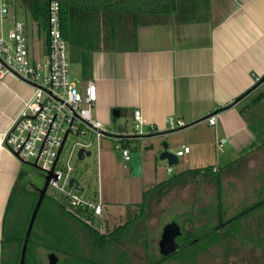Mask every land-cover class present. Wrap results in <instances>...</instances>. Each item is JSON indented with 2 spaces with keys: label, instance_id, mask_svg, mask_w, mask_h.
I'll use <instances>...</instances> for the list:
<instances>
[{
  "label": "crops",
  "instance_id": "crops-1",
  "mask_svg": "<svg viewBox=\"0 0 264 264\" xmlns=\"http://www.w3.org/2000/svg\"><path fill=\"white\" fill-rule=\"evenodd\" d=\"M24 9L16 10L10 6V26L15 20L22 19L27 28L31 56L34 60H42L48 51L47 36L42 37L45 31ZM69 54L71 66L80 76V82L73 79L74 82L80 88L89 79L96 83L97 101L93 114L105 127L113 126L112 120L116 118L113 116L114 109H119L120 116L123 115L126 122H130L134 109L140 108L147 133L142 138L144 147L150 146L158 138H165L168 148H173L175 153L183 145L191 146L189 153L178 156L179 161L175 166L181 165L182 169L162 180L174 179L169 191L157 193L149 189L145 215L129 226L130 232L125 235L126 240L118 242L115 254H125V250L119 251L120 245L125 247L132 244L130 242L135 237H145L144 234H135L138 226L147 228L149 200L152 197L163 196L175 186H186L190 182L198 184L201 180H207L216 183L211 178L213 175L234 172L239 163L264 152V96L257 99L264 92V81L258 83L264 77V0H210L208 12L197 16L196 20L178 21L176 16L171 15L162 21L146 22L139 27L138 45L134 50H97L83 56L69 46ZM87 57L90 59L89 68L83 73V59ZM250 89L242 99L235 101ZM33 93V86L13 74L0 78V264L7 203L18 174L23 170L17 157L5 146L4 135ZM213 114L216 121L210 124L208 117ZM171 118L174 121L183 120L185 124L177 129L172 128ZM152 125L154 130H151ZM119 131L120 128L114 132ZM151 134L158 136H149ZM220 139L227 141L219 145ZM110 146L113 147L112 142ZM142 159L141 175L145 173V163L152 165L155 172L157 166L163 164L158 155L149 150L144 152ZM207 167L212 169L208 172L210 175H205L202 170ZM188 170H201V174L185 173ZM262 171L257 178L259 187L250 190L248 196L252 197V201L244 210L261 201L263 208L264 168ZM217 189H223L222 185ZM254 197L260 200H254ZM218 202L219 224L225 215V206L222 200ZM260 207L257 205L252 210ZM41 209L39 226L32 241L34 245L47 247L45 238L52 229L50 224L54 215L55 228L61 217L78 227L85 238L83 223L67 214L56 199H46ZM244 210L233 213L226 223L234 221ZM197 212V215L194 212L193 223L202 222L201 214ZM104 218L107 227L114 216ZM167 219L163 228L173 221L185 228L176 216ZM200 226L197 224L196 227Z\"/></svg>",
  "mask_w": 264,
  "mask_h": 264
},
{
  "label": "rangeland",
  "instance_id": "rangeland-1",
  "mask_svg": "<svg viewBox=\"0 0 264 264\" xmlns=\"http://www.w3.org/2000/svg\"><path fill=\"white\" fill-rule=\"evenodd\" d=\"M11 17V12H8L2 18L0 17V28L2 25V29L5 32L11 27ZM20 21H22V19H20ZM43 35H45V32H42V37ZM77 73L76 69L71 66L72 79H75L79 83L80 76H78L79 74ZM125 123L126 118L121 115L118 118H113V126L106 128L109 131H118L120 126ZM76 140H78L76 136H69L60 156L59 165H65L67 163ZM165 143H167L165 138L154 139L152 144L155 146L152 150H149V152L153 151L158 155V151L163 148ZM110 145L111 142L104 139L103 147L100 150V160L102 161L101 185L97 179L98 168L95 166L98 150L97 145L92 148L93 156L86 157L84 160L78 159V150L76 148L71 163L76 168L73 174L80 179L81 184H84L83 181L85 179H91V190H101L104 202V217L114 216V218L109 220V224L113 227L124 224L133 215L139 214L140 209L134 206V204L141 202L143 192L153 188L157 182L179 172L182 167L181 165L174 166L172 174H169L167 170L169 164L167 165V162L162 160L163 164L160 163L161 165L157 166V172H155L152 165L145 163V173L140 176L134 175L131 173L130 164L125 162L120 152ZM135 146L137 147L136 151L139 152L138 159L143 160L142 157L144 152L148 151L145 150L146 147H144L143 139L137 141ZM169 151L174 152L175 150L169 148ZM254 157L255 158L247 159L239 163V165L235 166L234 172H221V174H219L221 175L220 182L222 181L220 187L222 185L223 189H219V191L217 189V183L201 180L198 184L190 182L189 185L186 186L177 185L163 196L152 197L149 200L150 209L148 212L147 228L144 225H140L135 234H144L145 237H135L130 242L132 244L125 245V247L120 245L119 251L125 250V254L119 252V254L114 253L113 259H111L110 255L114 250L107 252V254L105 253L102 255L101 264H151L153 259L157 260L160 258L158 242L160 240L163 225L165 224L164 222L167 218L172 216H176L183 227H186L191 232L192 230L194 233L197 232L200 236L201 233L206 231L207 233H211V230H214L218 225V219H220L217 214L219 200H222L225 206V215L222 218V222L227 224L226 221L233 216V213L238 214L239 211L244 210L252 201V197L248 196L250 190L255 186L259 187V185H257V178L259 177L258 174L263 172L264 152H262L260 156L256 155ZM17 160L19 159L17 158ZM92 161H94L95 165L92 164ZM19 162L22 168L27 172L23 180L27 188L30 191H36L37 188H42L46 181L45 174L37 167L24 163L21 160H19ZM261 184L263 186V183ZM47 194H50V190H47ZM33 198L34 196L28 197V204H31ZM254 200H260V198L257 199L254 197ZM20 203L21 202H19V204ZM194 212L195 214L196 212L201 214V223L192 222ZM259 212L260 209L256 211L250 210V214L256 213L257 216ZM211 213H214V215L210 216ZM12 216L13 213L9 218L10 226L13 224ZM245 216L242 217V219L245 218ZM40 217L37 219L35 229L39 226ZM190 218H192V220H190ZM23 219H25V216ZM241 220L234 221L236 224H239L236 226L237 228H239ZM53 221V224H50V228L52 229L45 238V245L47 244V247H40L39 245H34L32 242L31 251L27 256L26 264H49V254L52 253L51 248H55V239L60 241L62 247L68 251L67 254L59 257L58 264H88L89 260L92 261L91 251L90 248H88L92 245L86 246L84 243L86 238L81 235L79 228L60 217L55 230V215ZM197 224L201 226L197 228ZM97 226L99 227L100 224H97ZM226 227L227 225H225V230L227 229ZM251 231L252 228H249V230L246 231V238L243 239L247 247L241 245L242 249L233 247L230 250L228 248V241L222 240L218 250L212 248L211 251L201 256L199 264H264V254L260 252V250L253 247L248 249V245L250 246L254 241H259L258 238L253 236ZM50 237H52V239ZM213 237L216 238L217 236L211 233V236L206 237V239H209L211 242L212 239L214 240ZM262 245L264 246V242ZM181 255V253H178L173 256L174 260L171 259L161 264H195L193 261L189 262V258H181Z\"/></svg>",
  "mask_w": 264,
  "mask_h": 264
},
{
  "label": "built area",
  "instance_id": "built-area-1",
  "mask_svg": "<svg viewBox=\"0 0 264 264\" xmlns=\"http://www.w3.org/2000/svg\"><path fill=\"white\" fill-rule=\"evenodd\" d=\"M9 12L8 0H0V17ZM60 0H50L46 34L48 51L42 60H34L29 48L26 24L15 20L6 32L0 28V78L13 74L34 88L31 99L5 132V146L19 160L50 174L47 190L63 210L94 228L100 233L106 231L104 202L101 190H91V179H80L73 174L75 166L71 160L75 149L78 159L93 156L92 148L97 145L96 165L101 185L100 150L104 139L130 164L136 142L147 133L140 108H135L133 118L120 126L119 132L109 131L93 114L97 101L96 83L89 79L80 88L71 77L69 44L63 37ZM215 124L216 115L208 117ZM172 128L185 124L183 120H170ZM154 130V126H151ZM70 135L78 138L65 165H59L60 156ZM227 139H220L223 145ZM62 147V149H61ZM61 149V152H59ZM83 150L82 158L79 156ZM191 151L190 145H183L176 154L182 156ZM90 152V155L87 153ZM35 163V165H33ZM174 166L167 170L171 174ZM217 170V168H214ZM74 178L75 181L71 182ZM100 188V186H99ZM97 224H100L98 227Z\"/></svg>",
  "mask_w": 264,
  "mask_h": 264
},
{
  "label": "trees",
  "instance_id": "trees-1",
  "mask_svg": "<svg viewBox=\"0 0 264 264\" xmlns=\"http://www.w3.org/2000/svg\"><path fill=\"white\" fill-rule=\"evenodd\" d=\"M49 3L50 0H8L9 9L10 6H13L16 10L24 7V11L32 20L38 22L41 29L45 31V34ZM209 3L210 0H60L61 28L63 37L68 42L70 48L75 50L77 54L83 56H88V54L97 50H134L138 45L139 27L146 22L162 21L164 18L171 15L176 16L178 21H193L197 19V16H202L203 13L206 14L208 12ZM89 60L88 57L87 59H83V73L89 68ZM263 81L264 77L260 78L258 83ZM251 90L252 89L242 94L235 101L242 99ZM262 96H264V92L260 94L257 99H261ZM241 111L244 112L242 109ZM210 169L211 168L207 167L202 170H204L205 175H208ZM186 172L194 175L201 174V170H188L185 171V173ZM26 174L27 172L24 169L19 172L16 184L7 203L3 224L4 245L2 264H20L25 232L39 197L38 188L36 191H30L27 185L23 183ZM211 178L215 180L220 187L221 182L219 175L215 174ZM173 180L174 179L169 178L168 180L161 181L157 183L151 191L155 190L157 193L169 191L172 182H174ZM149 191L150 190L144 192L143 201L137 204L140 209L139 214L133 215L134 217L129 218L122 225L112 227L110 224H107L104 233L98 232L72 216L83 223L82 226L85 230L86 246L92 245L88 248H90L91 253L94 254L95 257L93 256L92 261L89 260L88 264H101L102 257L100 254H103L105 251L111 252L115 250V248H113L115 244H118L122 239L126 240L124 237L130 232L129 226L133 224L136 219L145 215L146 209H144V207H146ZM30 196H34V198L29 205L28 197ZM49 198L52 197L46 193L39 210L40 214L44 201ZM19 202L21 203L19 204ZM12 213L13 216L11 218H13V224L10 226L9 218ZM39 213L35 224L40 215ZM248 213L249 212L238 215L234 218V221L241 220V218ZM24 216L25 219H23ZM53 222L52 220V223ZM35 224L29 239L26 263L27 256L31 251ZM237 231H239V229H237ZM211 233L212 235L215 234L218 236L217 233H213L212 230ZM211 233H201L200 236L196 232L194 236L198 239L195 241V244L200 243L203 248H208L213 242H210L206 237L211 236ZM221 236L220 233V237ZM197 248H200V246H197ZM51 249L58 254L59 257L68 253V251L62 247L60 241L57 240L55 241V248L52 247Z\"/></svg>",
  "mask_w": 264,
  "mask_h": 264
},
{
  "label": "flooded vegetation",
  "instance_id": "flooded-vegetation-1",
  "mask_svg": "<svg viewBox=\"0 0 264 264\" xmlns=\"http://www.w3.org/2000/svg\"><path fill=\"white\" fill-rule=\"evenodd\" d=\"M260 204H262V201L257 204L258 206H261L259 208L260 212H259L258 216L256 213L250 214V210L255 209L257 207L256 204L248 207L247 209H245L242 212V214H246L247 212H249V213L245 216V218H243L240 221L239 228L236 227L239 224H236L234 221L227 222V224L220 222L218 224L217 228L212 230V232L217 233L218 236L216 238L213 237L214 240L211 241L213 243H211L210 246H208V248H203V246L200 243L195 244V241L198 238H196L194 236L195 233L193 230L191 232L186 227L185 228L181 227L183 237L176 240V242H178V246H177L176 250L169 253L168 255H162V253L159 252L160 258H158L157 260L153 259L151 264H161L162 262H166V261H169L171 259L174 260L173 256L178 254V253L179 254L181 253L182 254L181 257H183V258H189V262L193 261V263L199 264V260H200L201 256L203 254L211 251L212 248H215L218 250L220 247L219 245L221 244L222 240L228 241V243H229L228 248L230 250L233 247L241 248V245L245 246L246 243L243 241V239L246 238V236H247L246 231H248L249 228H252L251 233L253 234V236L255 238H258L259 241H254V243L251 244L254 246L248 245V249H250V247H253L257 250H260V252H262L264 254V246L262 245L264 242V205L262 208V205H260ZM225 225H227L226 230H225ZM220 226H222V227H220ZM237 229H239V231H237ZM206 233H207V231L203 232V234H206ZM220 233L222 235L221 237H220ZM197 246H200V248H197ZM117 247H118V244H115L113 246V248H115V250ZM245 247H247V246H245ZM158 249L160 250V247ZM114 251L110 255L111 259H113L114 255H115ZM105 253L107 254V251H105L103 254H100V256L102 257V255H104ZM91 256L93 258V256H95V255L91 253ZM193 257H194V259H193ZM101 263H102V260H101Z\"/></svg>",
  "mask_w": 264,
  "mask_h": 264
},
{
  "label": "water",
  "instance_id": "water-1",
  "mask_svg": "<svg viewBox=\"0 0 264 264\" xmlns=\"http://www.w3.org/2000/svg\"><path fill=\"white\" fill-rule=\"evenodd\" d=\"M113 116L116 118L120 116L119 109L113 110ZM149 136L156 137L158 135L151 134ZM154 146H155L154 144H151L150 146L146 147L145 150H152ZM61 149L59 152H61ZM82 153H83V150H80L79 152L80 158H82ZM87 154L90 155V152H88ZM138 158H139V152L138 151L133 152L131 161H130V169H131L132 174L140 176L142 173V161L139 160ZM158 158L160 160H167L168 164L172 166H175L179 161V157L177 156V154L175 152L169 151V148L166 143L163 145L161 152L158 154ZM33 165H35V163ZM45 177H46V181L44 183V186L42 188H38L39 197L32 211V214H31V217H30V220H29L26 232H25V238L23 241L22 249H21L20 264H26V255H27V248L29 244L30 235L34 227L37 215L39 213L41 204L43 202L44 196L47 193V188H48L49 180H50V174L46 175ZM73 181H75L74 178L71 179V182ZM181 237H183L182 229L177 222L173 221V222L166 224L165 227L163 228L162 238L159 244L160 252L162 253V255H168L169 253L175 251L178 246V242H176V240ZM58 261H59V256L55 252H52L49 254V264H58Z\"/></svg>",
  "mask_w": 264,
  "mask_h": 264
}]
</instances>
